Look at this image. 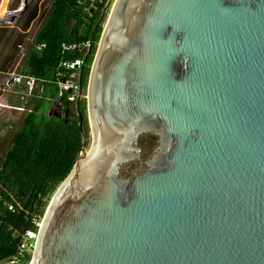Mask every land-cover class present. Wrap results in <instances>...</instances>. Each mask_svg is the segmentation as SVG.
I'll list each match as a JSON object with an SVG mask.
<instances>
[{"label": "water", "instance_id": "obj_1", "mask_svg": "<svg viewBox=\"0 0 264 264\" xmlns=\"http://www.w3.org/2000/svg\"><path fill=\"white\" fill-rule=\"evenodd\" d=\"M85 100L31 264H264V0H116Z\"/></svg>", "mask_w": 264, "mask_h": 264}, {"label": "trees", "instance_id": "obj_2", "mask_svg": "<svg viewBox=\"0 0 264 264\" xmlns=\"http://www.w3.org/2000/svg\"><path fill=\"white\" fill-rule=\"evenodd\" d=\"M78 1L51 0L48 19L23 61V74L44 81L38 83L23 125L0 164V264L18 256L29 231L39 232L37 221L46 200L69 176L86 146L82 130L88 137L87 101L78 103L75 114L67 98L58 96L57 82L80 83L87 89L109 15L88 18ZM73 44L75 49L70 48ZM78 59L85 62L80 70L61 65ZM32 258L26 255L18 263L31 264Z\"/></svg>", "mask_w": 264, "mask_h": 264}, {"label": "rangeland", "instance_id": "obj_3", "mask_svg": "<svg viewBox=\"0 0 264 264\" xmlns=\"http://www.w3.org/2000/svg\"><path fill=\"white\" fill-rule=\"evenodd\" d=\"M115 1L113 0L112 2L110 12ZM50 2V0H2L0 17L6 15L7 9L11 10V12L16 11L12 14H15L14 19H16L17 23H14L12 28H0V80L2 79L3 73L9 69H17L19 72L22 71L23 63L21 62L20 64L18 59L19 45L21 44L27 47L33 43L39 29L48 19ZM23 6L26 7L22 9ZM8 19L12 20L11 18ZM16 35L18 36L16 37ZM23 91V86H18L12 93L0 89L1 161L12 145V138L15 132L22 127L24 118L28 112V105L31 104V99L28 103L21 101L20 96ZM52 199L53 195L46 200L44 213L37 221L38 224H42ZM34 246L35 244L29 248L28 255L33 253Z\"/></svg>", "mask_w": 264, "mask_h": 264}, {"label": "built area", "instance_id": "obj_4", "mask_svg": "<svg viewBox=\"0 0 264 264\" xmlns=\"http://www.w3.org/2000/svg\"><path fill=\"white\" fill-rule=\"evenodd\" d=\"M111 2H113V0H106V1L105 0H79L78 1L79 5L81 6V8H83V11L88 18H92L95 14L100 15V14L108 13L109 15L110 11L108 9V6L109 4H111ZM1 3H2V0H0V6H1ZM24 7L25 6H23L22 9ZM50 8H51V2L49 6V11H50ZM14 12L13 11L11 12V10L7 9L6 15L3 17H0V28H3V27L12 28L13 24L17 23L16 19H13V20L8 19L11 15H14L12 14ZM17 36L18 35H16V37ZM31 45L27 47L25 45H21V44L19 45L18 59H19L20 64L21 62L23 63V61L25 60L31 48ZM86 46L89 47L90 42H87ZM43 47L44 45H41L39 48H43ZM76 47L77 45L73 44L71 45L70 48L75 49ZM84 64H85L84 59H78V60H75L74 62L63 63L61 65H64L69 69L80 70L84 66ZM41 81H44V80H39L33 76L23 74L22 72H19L17 69L15 70L9 69L7 72L3 73L2 79L0 80V89L5 92L12 93L15 91V88H17L18 86H23L24 91L21 93L20 99L24 103H28L29 100L33 98V96L35 95L36 87L38 83ZM57 85H58V96L60 98L66 97L67 100L72 104V106H74L73 108H74L75 114L78 115L77 107H78V103L80 102V98L83 93L84 87L80 83L66 82V81H58ZM8 207L11 210H13L12 205H8ZM37 225L39 226V229H40L41 224L37 223ZM38 233L29 231L21 243L18 256L12 258L7 263L17 264L20 258H24V256L28 255L29 248L33 247V244H36L35 242L37 240ZM34 249H35V246H34Z\"/></svg>", "mask_w": 264, "mask_h": 264}, {"label": "bare ground", "instance_id": "obj_5", "mask_svg": "<svg viewBox=\"0 0 264 264\" xmlns=\"http://www.w3.org/2000/svg\"><path fill=\"white\" fill-rule=\"evenodd\" d=\"M25 7H26V6H25ZM81 160H82V162H83V157H82V159H81Z\"/></svg>", "mask_w": 264, "mask_h": 264}, {"label": "flooded vegetation", "instance_id": "obj_6", "mask_svg": "<svg viewBox=\"0 0 264 264\" xmlns=\"http://www.w3.org/2000/svg\"><path fill=\"white\" fill-rule=\"evenodd\" d=\"M1 162H2V161L0 160V164H1Z\"/></svg>", "mask_w": 264, "mask_h": 264}]
</instances>
